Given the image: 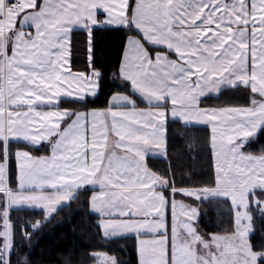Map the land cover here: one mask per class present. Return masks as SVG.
Segmentation results:
<instances>
[{
    "label": "snow or ice",
    "instance_id": "1",
    "mask_svg": "<svg viewBox=\"0 0 264 264\" xmlns=\"http://www.w3.org/2000/svg\"><path fill=\"white\" fill-rule=\"evenodd\" d=\"M96 25L126 30L113 72L123 91L104 107H89L103 76ZM77 29L87 33L88 72L71 70ZM241 85L247 104L202 106L206 94ZM177 121L210 125L205 183L177 187L171 164L149 167V153L168 157ZM261 134L264 0H0V264L18 253L14 208L41 214L21 226L30 241L82 191L100 242L89 264H126L112 242L128 235L137 264H264V243L250 239L254 212L264 218V145L252 148ZM45 143L46 154L29 150ZM202 202L231 213L221 230L201 227ZM15 264L33 262L25 254ZM64 264L85 262L69 252Z\"/></svg>",
    "mask_w": 264,
    "mask_h": 264
},
{
    "label": "trees",
    "instance_id": "2",
    "mask_svg": "<svg viewBox=\"0 0 264 264\" xmlns=\"http://www.w3.org/2000/svg\"><path fill=\"white\" fill-rule=\"evenodd\" d=\"M126 30L121 26L96 27L93 31V59L95 66L103 70L101 90L95 97H90L89 107H104L112 92L123 91L119 87V80L113 76L118 67ZM87 33L85 30H74L71 65L75 70H87ZM248 98L244 86L223 90L216 96L203 98L202 106H230L247 104ZM143 105V104H141ZM62 107L75 106L63 102ZM168 135V157L147 158L149 167L164 171L169 164L175 171L176 186L202 184L207 181L212 171L211 150L207 143L209 129L202 126H183L181 122L171 123ZM179 134V135H178ZM264 145V134L253 143L252 148L258 149ZM26 147L25 144L13 143L15 147ZM33 153L45 154L49 151L46 143L43 147L29 148ZM15 166V161H13ZM89 193L80 192L79 196L70 203L59 208L57 213L46 222L39 231L35 232L31 240L21 237V226L34 223L41 217L37 210L13 209L11 217L16 223V244L18 253L12 256L13 264L19 256L28 255L33 264H64V256L71 252L77 260L83 259L89 264L86 254L100 247L99 236L95 227L96 216L88 212L87 200L82 203L81 197ZM176 199H185L177 193ZM190 202V200H189ZM230 218L213 216L212 225H208L201 217V227L208 233L221 230L218 225L228 223ZM210 221V220H209ZM255 233L250 236L254 245L264 243V223L255 225ZM28 231H32L31 228ZM114 244L124 245L123 249L116 248L120 259L126 264H137V252L134 237L113 241Z\"/></svg>",
    "mask_w": 264,
    "mask_h": 264
},
{
    "label": "rangeland",
    "instance_id": "3",
    "mask_svg": "<svg viewBox=\"0 0 264 264\" xmlns=\"http://www.w3.org/2000/svg\"><path fill=\"white\" fill-rule=\"evenodd\" d=\"M215 203H216L215 201L212 202V204H215ZM200 207H201V209L204 212V214H203L204 215V220L210 226L212 225L211 219H212L213 216H219V219H221L224 216H228L229 218L231 216L230 212H217L216 210H214L212 208V206L208 202H202L200 204ZM260 222L264 223V218H262L258 213L254 212V224H253V227L255 228V225L257 223H260ZM262 237L264 238V234H262ZM257 244L260 245V243H257Z\"/></svg>",
    "mask_w": 264,
    "mask_h": 264
},
{
    "label": "crops",
    "instance_id": "4",
    "mask_svg": "<svg viewBox=\"0 0 264 264\" xmlns=\"http://www.w3.org/2000/svg\"><path fill=\"white\" fill-rule=\"evenodd\" d=\"M98 15L101 17V19L103 18V10L101 9V10H98ZM105 26H112V25H96V26H94V28H96V27H105ZM116 27H118V26H116ZM122 27V26H121ZM77 30H81V29H77ZM87 41H88V37H87ZM86 48H87V45H86ZM70 63H71V60H70ZM87 65H88V68H87V70H75V69H71L72 71H84V72H88L89 70H90V65H89V62H88V48H87ZM241 86H243V85H241ZM232 88H234V87H232ZM223 91V90H222ZM219 93H209V94H206V96L205 97H209V96H216V95H218ZM89 96L90 97H95V96H93L91 93H89ZM111 96V95H110ZM110 96H109V98H110ZM204 97V98H205ZM109 100V99H108ZM141 107H144V106H146V105H140ZM208 107H220V106H208ZM195 126H202V127H206V128H208L209 129V133H210V125H207L206 124V122H197L196 123V125ZM37 147H39V146H37ZM48 153V152H47ZM34 154H38V153H34ZM40 154V153H39ZM43 154V153H42ZM46 154V153H45ZM150 157H154V158H164V157H161L159 154H152V153H149L148 154V156L146 157V159L147 158H150ZM90 194V193H89ZM63 207V206H62ZM61 208V207H60ZM15 209V208H14ZM22 209H28V208H22ZM29 210H31V209H29ZM127 237H134L135 238V236L134 235H128ZM135 245H136V238H135ZM137 258H138V256H137Z\"/></svg>",
    "mask_w": 264,
    "mask_h": 264
}]
</instances>
